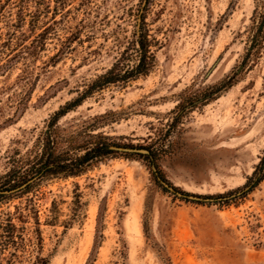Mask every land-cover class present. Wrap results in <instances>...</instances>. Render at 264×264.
<instances>
[{
    "label": "rangeland",
    "instance_id": "rangeland-1",
    "mask_svg": "<svg viewBox=\"0 0 264 264\" xmlns=\"http://www.w3.org/2000/svg\"><path fill=\"white\" fill-rule=\"evenodd\" d=\"M263 1L0 0V188L76 98L56 125L60 150L101 136L149 152H112L78 176L5 194L0 218L11 214L26 238L38 227L49 264H264V180L251 188L264 151V43L243 64ZM140 30L150 72L88 93L123 52L134 65ZM40 33L34 57L8 62Z\"/></svg>",
    "mask_w": 264,
    "mask_h": 264
},
{
    "label": "trees",
    "instance_id": "trees-1",
    "mask_svg": "<svg viewBox=\"0 0 264 264\" xmlns=\"http://www.w3.org/2000/svg\"><path fill=\"white\" fill-rule=\"evenodd\" d=\"M43 34H38L27 46H23L20 51L15 53L9 60L17 62L23 60L25 57H34L41 48ZM135 53L136 61L133 66L129 67L126 63V55L124 52L116 63L103 75H100L89 86L88 93L95 90L103 89L112 84H125L130 80L146 76L154 63V55L151 52V42L140 30L135 34ZM264 43V1L258 5L254 11L251 19V26L248 30V37L245 48V55L243 64L250 60L254 61L259 58L261 49ZM81 98H76L71 102L66 103L61 107L48 121L50 133L44 139V147L41 153H36L31 163L25 157L19 158L12 168L4 175V187L0 188V198L5 194H13L20 191H28L30 187L36 182L48 176H78L88 169L98 159L109 155L112 152V147H117L109 144L106 139L101 136H96V142L90 147L89 144L78 145L76 148H68L60 150L58 148L59 136L57 135V122L65 116L70 110L78 106ZM92 138V137H91ZM41 139L39 135L38 141ZM143 149V148H140ZM146 150V149H145ZM148 152V150H147ZM123 153V152H122ZM138 154V153H135ZM142 154V155H148ZM159 182L167 183L166 179L155 173ZM251 188H255L260 182L264 180V151L256 165ZM25 185V186H24ZM24 186V187H23ZM171 188V187H170ZM173 191L177 190L172 187ZM17 220L20 223H26L27 216L22 212L17 213ZM34 224L39 226L36 219ZM25 227L17 226L14 222V217L11 214L0 218V264L2 261L5 264H13L14 262L26 261L28 264H49V260L42 256V238L38 227L32 232L30 238L25 237ZM4 250L9 251L10 258L2 260L1 254Z\"/></svg>",
    "mask_w": 264,
    "mask_h": 264
},
{
    "label": "water",
    "instance_id": "water-1",
    "mask_svg": "<svg viewBox=\"0 0 264 264\" xmlns=\"http://www.w3.org/2000/svg\"><path fill=\"white\" fill-rule=\"evenodd\" d=\"M112 150L123 152V153H138V154H147V150L145 149H136V148H127V147H112ZM161 184L168 189L169 191H173L172 188L168 187L165 183L161 182ZM25 186V185H24ZM23 186V187H24ZM182 196V195H180ZM189 200L198 201V202H211L212 199L208 198H200L195 196H185Z\"/></svg>",
    "mask_w": 264,
    "mask_h": 264
}]
</instances>
